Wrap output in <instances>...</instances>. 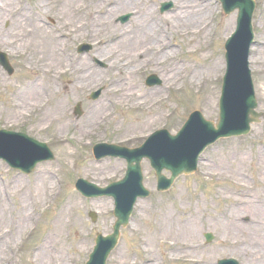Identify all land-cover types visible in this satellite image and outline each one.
I'll use <instances>...</instances> for the list:
<instances>
[{
    "label": "rangeland",
    "instance_id": "rangeland-1",
    "mask_svg": "<svg viewBox=\"0 0 264 264\" xmlns=\"http://www.w3.org/2000/svg\"><path fill=\"white\" fill-rule=\"evenodd\" d=\"M25 3L32 6V0H24ZM142 6H157V14L161 16L160 5L173 0H150V4L146 0H140ZM214 1V10L205 18L204 21L210 19L213 21L210 30V39L203 46V52L206 51V58H201V50L198 52H190L183 41L177 39L174 45L178 51H181L180 58L186 63L193 66H204L219 60L222 63L220 71L209 81H206L201 89L191 88L188 82L183 84L182 90H170L165 93L166 101L161 106L162 113H167V117H161L156 124L148 128L145 132L136 134L134 131H116L113 128L114 122L100 126L95 129L92 135H89L77 141L75 135L80 136L82 133L81 122L89 112L90 108L99 105L105 99L106 87L113 82L114 77L109 71L108 65L103 60L96 59L93 62L92 52L95 54L92 43L80 39L72 44L67 45V49L72 55H77V59L90 60V68L94 71L101 72V77L106 79L105 84L96 86H88L81 91L72 92L68 97L65 107L69 108L68 117L58 123H50L40 120L37 115H32L24 121L20 118H8L7 115L0 114V130H10L21 132L48 144L55 155L52 162H44L39 165L36 170L29 176L23 175L12 170L6 163L0 161V180H8L9 185L22 182L23 189L19 193L13 192L9 199L10 207L15 216L20 208L21 197L26 194H35V186L44 177L41 183L43 186H54V195L48 204L36 212V220L30 227V233L26 234L27 238L23 242L22 250L19 254L18 264H32L33 254L35 250L43 244L44 240L52 231L56 218L64 211L69 201L74 199L78 204V218L82 226H74L69 229L62 225L61 236L63 237L64 259L62 264H86L89 255L95 246L97 234L109 235L112 233L115 218L113 216V201L108 198L86 199L82 197L74 188L79 178L87 179L100 187H105L112 182L122 179L126 172V162L120 159H103L96 161L92 149L95 144L109 143L124 147H139L153 132L159 129H167L171 133H176L181 129L187 121L188 116L194 111H200L204 117L214 122L219 118V98L221 95L222 79L226 72V62L224 59V43L227 38L234 32L236 28L237 13L225 16L221 8V4L216 0H201L202 4ZM256 10L253 16V30L255 33L254 44L251 48L249 61L251 63L254 50L257 49V40L264 36V0H254ZM152 2V3H151ZM175 3V2H174ZM110 6L115 7L114 3ZM140 4L134 3L128 10L120 12L114 19V24L120 28H126L133 24L135 17L142 12ZM117 8V7H115ZM176 8H174L175 11ZM173 9L171 10V12ZM132 14L130 20L122 24L119 19L123 15ZM57 21V20H56ZM232 21V27L227 28L226 23ZM44 22L49 26H55L54 19L46 18ZM10 25L2 24V29L7 32ZM5 34V33H4ZM6 38V37H5ZM2 41V40H1ZM5 42V40L3 39ZM2 41V42H3ZM3 42V43H4ZM87 44L92 47L91 51L85 54L78 53V45ZM5 45V44H4ZM0 45V51L6 53L15 72L9 76L0 67V109L6 110L8 103L12 102L16 97V90L23 84V81L32 79L34 72L25 71L22 57H12L6 46ZM208 45L206 48L205 46ZM9 54V55H8ZM83 57V58H81ZM257 101L259 103V112H264V73L257 72L253 64H250ZM162 71V70H161ZM160 70L154 71L149 68H143L139 71L135 84L140 86L144 91L160 88L165 79ZM190 72V69L188 70ZM155 75L160 80V84L148 87L146 80L148 77ZM68 80L61 79L58 86ZM101 91L100 97L96 101L90 99L93 92ZM72 94V96H71ZM80 103L83 114L77 117L74 114L76 105ZM36 114V113H35ZM118 117L117 123L136 122L139 118L138 112H129L126 108H117L114 112ZM163 118V119H162ZM71 123H69V122ZM44 122V123H43ZM118 125V126H119ZM111 126V128L109 127ZM62 132H57V129ZM132 134H136L132 137ZM264 159V121L252 126L250 134L246 137L220 140L210 148H208L200 158L198 171L190 176L179 177L172 188L166 193H158L156 191V177L151 169L148 161L142 163L145 187L151 192L149 198L139 200L134 208V212L130 224L121 230V237L116 249L112 252L107 264H189L184 261L170 260L168 243L159 240L157 231L158 222L162 221L161 214L169 212L178 217L179 222L183 224L191 216H196L197 224L202 229L200 233L201 242L210 252L220 254V259L232 258L240 264H254L251 258L254 254L252 240L248 242L250 251V261L245 260V256L237 247L223 246L222 241L225 239V232L219 224L209 227L208 224L212 220L221 218L229 208H243V193L246 188H251L258 196L263 199L264 207V183L261 184L258 179L264 177L260 174L258 165ZM240 159H243L240 162ZM264 171V168H262ZM244 184V185H243ZM45 187V186H44ZM249 190V189H248ZM22 201V200H21ZM73 203V202H72ZM94 212L97 214L96 221L93 222L88 214ZM253 213L243 217L240 222L244 226H248L253 217ZM211 219V220H210ZM264 219V218H263ZM70 220V219H67ZM82 229H81V228ZM174 230L177 225L173 226ZM219 228V229H218ZM206 234L213 235V241L206 243ZM25 235V236H26ZM24 236V237H25ZM230 239H245L247 236H240L234 233L229 235ZM149 241V242H147ZM170 241V240H169ZM167 241V242H169ZM147 242V243H146ZM147 244V245H145ZM249 258V255H248ZM247 258V259H248ZM257 263V262H256Z\"/></svg>",
    "mask_w": 264,
    "mask_h": 264
},
{
    "label": "bare ground",
    "instance_id": "bare-ground-1",
    "mask_svg": "<svg viewBox=\"0 0 264 264\" xmlns=\"http://www.w3.org/2000/svg\"><path fill=\"white\" fill-rule=\"evenodd\" d=\"M32 1L33 5L30 6L24 0H0V45L5 44V49L12 57L23 58L25 71L35 73L32 79L23 81L19 86L15 92L16 97L8 103L6 110L0 109V114H6L8 118H20L24 121L34 114L39 121L59 124L63 118L68 117L69 108L65 104L70 93L88 86L105 84L106 79L101 77V72L90 68L89 60H78L68 51L67 45L80 39L96 46L92 57L107 63L114 80L106 87L105 99L90 108L81 122L79 128L81 127L82 134L74 136L77 141L92 135L100 126L104 127L112 122L116 131L131 130L136 134L145 132L159 118L167 117V113L164 114L161 110L166 101V92L180 90L186 82L191 88L199 90L222 67L219 60L209 65L191 67L179 57L182 52L174 45L175 38L181 39L185 46H189L188 51L201 50V58H206V51L203 52L202 48L210 39L213 21H204L203 18L214 10V1L202 4L201 0H174L175 11L161 16H158L156 7L142 6L140 0ZM146 1L149 3V0ZM111 3L117 8L110 6ZM134 3L140 4L142 12L134 18L133 24L126 28L116 26L115 17ZM46 18H53L55 26L49 27L44 22ZM4 23L10 25L7 32L2 29ZM262 24L264 25V20ZM226 25L231 28L232 21H228ZM257 45L251 63L257 72L264 73V36L258 38ZM143 68L162 70L164 84L148 91L136 85L134 78ZM66 78L68 80L59 88V81ZM120 107L140 114L136 125L133 122L122 125L117 123L119 119L114 112ZM62 131L57 129L59 133ZM136 134H132V137ZM261 161L258 165L262 164L264 168V159L261 158ZM262 168L259 167L260 174L264 177ZM258 179L261 184L264 183L263 178ZM42 180L47 181L43 177L37 183L35 194L25 193L21 197L20 208L15 216L9 205L12 196L9 195L10 189L19 193L24 190V184L19 181L12 184V187L8 180H0V264H18L26 234L30 233V227L36 220V212L42 210L52 199L54 186L46 187V184L44 187ZM248 189L243 193L246 198L243 208H229L215 223L210 219L208 226L219 224L226 237L222 241L223 246L237 247L247 258L249 255L245 259L248 262L250 251L247 245L252 240L255 249L251 256L252 263L264 264L263 199L253 193L250 187ZM69 204L56 218L57 222L49 236L35 250L32 264L63 263V222L67 229L82 226L78 218L77 201L72 199ZM250 213L254 215L249 225L244 226L240 222ZM196 216H191L181 224L178 217L164 212L161 214L162 221L157 223L158 229L160 228L157 231L160 236L158 239L165 241L164 244L168 243L172 250L169 257L171 261L216 264L220 254L210 252L201 242L202 229L197 224ZM175 224L177 229L174 230ZM232 233L246 235L247 242L245 239H230L229 235Z\"/></svg>",
    "mask_w": 264,
    "mask_h": 264
},
{
    "label": "water",
    "instance_id": "water-1",
    "mask_svg": "<svg viewBox=\"0 0 264 264\" xmlns=\"http://www.w3.org/2000/svg\"><path fill=\"white\" fill-rule=\"evenodd\" d=\"M249 4L251 6L248 9L246 6ZM234 8H239L241 21L247 20V22L250 23V18L254 9V4L252 2L247 0H240V2L236 4L235 7H233V9ZM3 64L6 65V63ZM230 106L231 105L229 103L226 107L221 106V122L217 130H214L210 123H206L200 115L195 116L201 122L202 126L205 127L208 131L206 139H201L199 141L195 140L197 146L193 145L194 136L197 135L194 132L190 131V125L195 119L191 120V122L178 137H171L167 132H159L155 136H153L151 140L152 142L158 141L161 138L167 140V143L162 147L165 148L167 152L166 159H170L168 160V162L171 165L165 166L160 159L151 157L160 183L162 185L166 184V189H168L174 182V180L180 175L191 174L196 170L197 158L206 146L214 143L220 137L238 136L246 134L249 131L250 124L252 122H255L258 117L256 112L254 111L256 104L253 98L252 91L248 96V100L244 107V112L241 115H235L230 122L231 127L228 130H225L223 120H225V118H230L228 115L232 111L231 108H229ZM2 135H4L6 138L13 136L20 137L7 132L0 133V136ZM24 138L26 139V137ZM28 141L33 142L30 140ZM38 146L40 147V151L35 152L33 149H24L16 152L14 149L15 155H12L11 153L13 151H11L9 153L6 152L5 154H0V158H4L13 168L23 170L26 173H30L37 162L50 158V154L48 153L46 147L44 145ZM15 152L20 154V156L18 157ZM125 152L126 157L129 159L128 176L125 181L112 185L108 190L100 189L97 186L91 185L84 180H79L76 186L77 190L85 196L94 197L104 194H111L116 200L117 209L115 214L118 218V221L114 228L115 233L113 236H110L106 239L102 238L101 236L98 237L99 243H107L105 245V249H107V251L105 252V258L103 256L101 257L100 264H105L107 256L116 245L119 238L120 227L126 226V224L128 223L133 205L135 204L137 198L139 196H145L146 194L148 195V193L144 191L142 185L143 179L140 167L142 158L146 156L145 153H143L142 149L139 151ZM185 152L188 155L187 157L185 156L186 154L184 155ZM101 156L102 155H99L98 157L101 158ZM163 169L172 171L173 176L170 180H167L161 175V171ZM90 216L94 221L96 220V216L93 213H91ZM99 250L100 248H98L96 253L92 256V261L90 264H97L96 259H99L101 256V252Z\"/></svg>",
    "mask_w": 264,
    "mask_h": 264
}]
</instances>
